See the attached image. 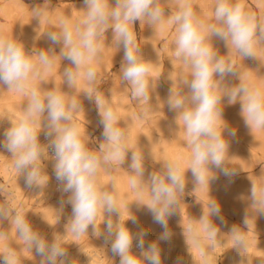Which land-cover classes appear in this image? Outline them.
<instances>
[{
    "label": "clouds",
    "instance_id": "clouds-1",
    "mask_svg": "<svg viewBox=\"0 0 264 264\" xmlns=\"http://www.w3.org/2000/svg\"><path fill=\"white\" fill-rule=\"evenodd\" d=\"M83 3L84 16L74 26L62 20L58 31L45 33L52 45H62L59 54L51 47L29 52L22 42L0 37V85L28 94L23 115L15 122L10 121L0 147L11 153L15 170L24 177L29 188L42 187L45 178L47 185L49 176L41 164L48 158V148L53 149V171L60 184L59 190L62 194L68 193L67 200H61V204H69L72 210L66 232L70 230L75 237H80L87 234L91 226L94 236L103 235L106 244L110 243L112 254L120 258L119 264H162L159 242H167L172 237L168 217L173 215L180 203L179 198L184 194L185 170L180 160H169L163 162L160 171L149 173L145 179L143 153L128 147L127 133L118 126L116 113L94 87L97 73L93 61L99 57L100 41L111 29L116 48L123 46L122 82L130 87L133 99L146 103L151 98L150 65L136 44L134 24L144 20L153 26L166 18L167 23L174 26L175 57L189 69L188 77L181 80L188 91L174 95L171 89L167 104L177 113L176 123L178 119L183 123L186 146L190 150L188 168L194 182L197 187L205 184L208 187L210 180L218 178L209 175L211 167L219 169L228 178L237 174L235 169L224 166L229 147L225 132L229 137H235L236 129L229 128L223 119L222 100L226 98L228 105L240 103V114L251 131L253 128L264 129V90L250 86L240 72L237 85L229 87L223 83L227 75L236 76L238 69L233 62L218 54L212 37L223 40L228 49L231 45L242 58L256 57L254 46L264 45V23L258 22L254 15L246 13L242 5L233 0H215V22L207 24L195 14L191 0H177L176 12L168 16H165L160 0H115L114 5L110 0H83ZM33 12L34 17L40 20L41 8H35ZM57 55L71 62V66L62 73L63 81L73 88L77 80L83 78L89 85L83 93L87 99H94L97 105L103 142L95 152L85 143L78 124L74 122L75 113L83 110L79 97L53 89L43 93L35 88L29 90V81L39 76L42 70H50ZM218 89L223 90L222 95ZM45 120V135L51 139L47 145H42L38 137ZM129 150L131 184L138 194L147 189L150 200L149 203L137 202L146 205L153 223L162 228L156 241L148 243L147 247L145 238L148 230L140 227L134 233L126 226V220L137 224V218L129 215L128 219L121 221L115 183L111 190H106L97 181L101 167L110 168L115 163L122 165ZM250 193L249 207L254 214L264 215V189L258 198L253 183ZM101 213L103 220L97 224ZM220 213V204L209 199L207 213L204 209L199 222L209 239L218 237V229L210 218L216 217L223 222ZM113 214L118 217L115 221ZM248 219L246 214L243 222L247 227ZM4 220L15 227L27 250L31 253L34 250L41 258L40 264H73L62 243L63 235L55 234L49 241L33 228L26 214L10 208L6 202L0 203V222ZM101 225H104L103 230ZM188 231L193 229L190 227ZM231 235L236 246L245 248V241L235 227ZM7 236V232L0 231V238ZM194 239L199 245L198 236ZM134 241L140 250L139 255L132 251ZM0 264H17V251L5 249L0 253Z\"/></svg>",
    "mask_w": 264,
    "mask_h": 264
},
{
    "label": "rangeland",
    "instance_id": "rangeland-1",
    "mask_svg": "<svg viewBox=\"0 0 264 264\" xmlns=\"http://www.w3.org/2000/svg\"><path fill=\"white\" fill-rule=\"evenodd\" d=\"M4 1L7 2V4H5ZM233 2H239L246 13L254 15L257 18L258 22L264 23V0H233ZM110 3L114 5L115 0H110ZM191 3L195 14L206 24L215 22L214 20L215 0H191ZM160 6L164 8L165 16H168L171 13L174 14L177 10V0H160ZM38 7H40L42 11L40 20L34 17V12H33V10ZM84 8L85 5L83 3V0H0V37L10 40L16 39L22 42L25 45L26 51L31 52L33 49L36 48L37 50H39L42 48V47L41 48L37 47V45L39 44L38 43L39 40L43 41L42 39L46 37L45 33L47 32V29L53 26L56 19L66 20L69 23V25L74 26L84 16V11H83ZM129 27L132 28L131 25H129ZM148 29L150 31L153 30L154 32L155 37H153V40L155 41H152V43L156 47V50L159 54L158 59L161 62V66H163L162 68L164 69L165 65L166 66L169 64L171 65V61L169 60L166 49L167 48H172L173 50L175 49V37H176L175 28L174 26L169 25L167 23L166 18L162 23L153 25L152 28L151 25H148L144 20H141V22L136 21L134 24L133 31L136 37V44H138L140 48H144L146 46L145 42L142 41H143V35L145 34L146 30L147 32H150ZM212 43L213 46L218 50V54L222 55L226 61L233 62L236 68L238 69L236 76L229 74L225 77V80L223 82L224 84H226L229 87L237 85L239 83L237 77L240 72L241 77L250 86L259 87L261 90H264V71H263L264 45L256 44L254 46L253 51L256 57L242 58L235 51V49L231 47V45H229V49H228L225 45V42L219 39L218 37L213 36ZM50 47L54 49L56 54H59L62 45H52L51 42L47 39L46 44L42 49H48ZM147 47L149 48L148 44L145 47V50L147 49ZM146 51L150 53L148 49ZM123 55H124L123 46L121 45L117 49L115 46V41H113L112 30L111 29L107 30V32L105 33V37L102 38V40L100 41L99 57L97 59H94L93 61V67L95 68L97 73V78L94 87L98 88L99 95L102 96L104 92L103 97H106L107 100H109L107 92L111 93V90L114 92L111 94L116 95L118 99L116 97L114 99L113 98L114 95H113L112 97H110L112 100L110 99L109 100L110 102L108 101V103L111 104L112 103L111 101L115 102V104L114 103L111 104V107L113 108L116 115L119 116V119L122 115L124 116V118L129 119L130 117L132 119H137L140 122L141 126H145L146 128H149V130L152 131L156 136L158 137L161 136L164 140L162 138L161 139L163 141H166V139H168L167 137H169L170 135V132L167 131V133L164 132V134L163 132L162 133L158 132V128L156 127L155 122H157L159 119H163V120L165 119L164 121L167 122L168 128L170 127L169 130L184 129L182 121L178 119L176 123V117H177L176 111L170 110L168 107L166 100H168L171 90L170 89L168 90V97L166 96L167 95L166 94L167 91H166L164 96L159 97V99L156 98L158 100L154 99L153 102L150 101L152 102L150 103L151 105L149 104V101L145 103L133 99L131 97L130 87L127 86L126 82H122L120 75L121 64L123 62ZM69 66H71L70 61L66 59H61V57H59L58 55L55 56L53 66L50 70L48 71L42 70L39 76H36L35 78H32L29 81V85H30L29 90L31 88L36 89L37 87L45 86L48 87L47 90L53 89L56 91L64 92L70 96L73 95L77 98L79 97L82 103L83 110H80L79 112L75 113L74 117L76 119L80 118L79 119L80 121L86 123V128L88 126L87 128L88 140L86 144L88 145L90 150L95 152L99 150V144L103 139L102 137L103 128L102 125L100 124L101 118L98 114V108L97 105L95 104L94 99L93 100L87 99L85 94L83 93V91L88 90L89 87V85L83 78L78 79L75 85L73 86V88L69 87L66 81H63L62 73L64 69ZM261 66L263 70L261 69ZM181 67L182 69L187 68L185 65L183 66V64L180 65V67H177V70L176 67H174V65L173 66L171 65L170 68L171 70H173L175 74H178L177 76H179L182 73H184ZM187 69L185 71L189 72V70ZM41 88L37 90H41ZM172 91L174 95L178 93V92L176 93L174 89H172ZM222 94L223 92H221V95ZM19 96L20 97H17L16 99L15 98H9V99L12 100L14 104L16 102L17 107L19 105L18 107L19 112H21V115H23V109L27 106L28 94L19 92ZM6 101L8 100L4 98L3 95H0V120L2 119L1 124L3 123V125L6 126L5 129H2V125L0 124V141L4 140L3 133L8 127H10V121H11V120L8 121V119L6 120V117L2 115V105ZM118 103H120V105ZM222 105H223L224 121L228 124L229 128L236 129V136H235L236 138L228 137L227 132H225L226 141L229 142V146L232 144L231 147H228L227 151L229 153L231 152V154L233 155L231 156L230 154L229 155L226 154L227 158L228 156H230L229 159L231 160H228L225 155L224 166L230 169H235L237 174L234 177L228 178L225 177L219 169L210 166L211 173H209V175L218 177L217 178L218 180L216 181V179H213L212 180L213 182L215 180L217 183L218 182L231 183L234 185L239 184L242 185L243 187L242 195L240 198L241 201L243 202V206L245 204L246 210L248 209V212L250 213L251 222L248 224V226L252 229L248 236H245L241 232H237L240 236L243 237L245 241V248H243L242 246H236V242L231 235V229H229L228 227L235 225V220L237 218L238 219L240 218L237 216L236 213L230 211L229 209L231 203L237 200L232 196L225 197V199L221 203V208L225 211L224 214L220 213V215L222 214L221 216L223 217V222H221V220L216 217L210 218L213 225L218 229V237L216 240L209 239L207 233L202 231L201 229L199 231L189 232L188 229L190 227L192 228L193 224H195L196 222L194 223L191 220L192 212L190 210L189 211L184 210L180 206H177L175 208L173 215L168 217V222L170 223L169 227L171 229H175V230L177 229L178 232L175 231L174 232L181 234L185 239L190 240L189 238H191V236L194 237L198 236L202 239L203 238L207 239L208 242H212L211 243L212 245L213 243L216 244L218 242L217 240L223 237L225 243L222 244L224 247L221 246V248H226L228 249V251L249 256L247 260H244L245 261L244 263H240L238 259L230 261L224 258V253L222 251L217 250L215 248L214 250L216 251L215 252L216 254L210 257L205 253V251L207 252L210 251V249L207 248L206 246L209 243H206V245L204 244L203 246H206L204 248L207 249H203L201 247L200 248L201 251L197 250L196 252L197 257L196 258L194 257V261H191V263L189 262V264H264V215L254 214L253 210L249 207L250 204L249 197L251 194L250 190L252 184L254 183L256 185L258 198L260 197L261 190L264 189V147H263L264 129L253 128L251 131L250 128L245 126L244 120L240 114L241 105L239 102H237L234 105H228L227 99L225 98L222 100ZM149 106H151L152 108H150ZM76 114L79 116H77ZM19 116L17 114H14V118L11 122H15V120L17 121L19 119ZM229 120L232 121L229 122ZM236 120L237 122L238 121L239 122L237 123ZM232 122H234V124ZM45 123L46 120L42 121V130L39 133V136L40 134L45 133L47 131V129L43 127ZM177 125H179V127ZM220 126L221 127L223 126L222 122ZM253 133L255 134L256 137L254 136ZM247 135L248 137H246ZM255 140H257L258 144L255 142ZM232 146H236V147H232ZM236 155H239V158L238 157L236 158L235 157ZM233 157H235L236 160ZM188 159L190 163V157ZM237 159L239 160L237 161ZM42 162L43 164H41V166L42 167L44 166V169L51 171V174L55 178L53 167H51L50 163L47 162V159H43ZM127 162L129 164L131 162V150H129L125 158V162L122 165L115 163L110 168H106V167L100 168L101 171L105 173L107 172L105 176L110 174L111 172H112L111 173L112 176H115V174L118 173V176L120 177L118 176L117 177L120 178V180L122 179L121 180V183L123 185L122 189L124 188V190L121 189V192L123 193L124 191L123 193L124 197L122 198L117 197V200L119 202L118 204L119 209L120 207H122V211H120L121 213L126 207L123 204H126L127 206L131 204L128 207V210L132 208L131 210L133 211L134 209L136 210V206L139 207L142 206L143 208L146 206V205H139L137 202L138 200L143 203L150 202L147 189H145L143 194H138L133 188L131 184V179H132V176L130 174L131 169L129 168V164ZM1 163L4 164L3 169L1 168L0 165V202L1 203L6 202L10 208L14 210H19L23 214H26V217L29 220V222L32 224L33 228L41 232L49 241L52 240L55 234L63 235L61 237V240L62 243L65 244L66 249H68L69 247L73 248L75 246H79L81 248L80 252L82 255H88V253H92L93 252L92 249L94 248L99 249L101 247H105L108 250V259L113 260L114 261L113 264H119L120 258L112 254L110 250V243L106 244L103 235L94 236L92 234L91 226L89 227L87 234L77 237L75 241L71 240L69 235L66 234L65 231L61 229H56V227L60 224H63V226H67L69 219L71 217L70 209H68V207L70 206L69 204L65 203L64 206L67 212H63V211L58 212L59 217L57 219L60 220V222L53 225V227L44 224L45 222H42L43 224L35 222L36 217L34 216V211L37 208L36 206L45 205L47 200L51 198L53 199L56 196L55 193L50 195V197L49 195L46 196L48 194V190L46 188V178L45 181L42 183V187L33 186L29 188L25 185V181L19 188L12 186L11 182L13 178L17 177L19 173L14 168V160L12 159L11 153L8 152L3 147H0V164ZM155 170L160 171L161 169L155 168ZM194 184H195L194 179H192L191 181H189L187 186H193ZM194 196L195 195L193 193L189 192V188L188 190L185 189L183 196L180 197L181 199L179 198L180 203L183 204L182 203L183 200H185L184 202L187 201L193 202V199L195 200ZM125 201L129 203H126ZM144 209H146L145 211H148L146 207ZM128 210L126 209L125 210L126 212L124 211V213L121 214L122 222L124 220L123 215L128 214L127 213ZM146 213L150 215V212L148 211L144 213V217L150 218L149 216L148 217L145 216L148 215ZM114 216L116 217V214ZM114 216L112 217L113 219ZM116 219H118V217H116ZM198 225L203 228V225L201 223H199ZM157 228L162 229L160 225ZM101 229L103 230V227H101ZM0 231L8 233V236L6 238H0V243H1L0 245H5V247L7 248L15 249L17 251V255L22 254V259L20 261L17 260L18 262L17 264H40L41 258L35 254L34 250L32 253L28 251L27 248L24 246V242L20 240L18 236L14 238L15 244L17 243L16 245L11 246L10 244L6 243L9 239V235L11 231V225L8 220H4L3 222H0ZM131 231L134 233L136 232L135 230H131ZM243 231H245V229ZM256 240H258L257 241L258 243H256ZM100 241L103 242L104 244L103 246L100 244ZM188 244L189 245L187 246V248L189 247L190 249L191 248L190 246L192 245L194 246L196 243L194 244L193 242L192 244L191 242ZM218 245L220 244L218 243ZM134 246L135 245H133V247ZM194 247H196V245ZM196 248L198 249V246ZM198 251L204 253L201 254L198 253ZM0 253H2L1 250ZM100 254L103 255L102 252H100ZM162 264H166V263L163 261Z\"/></svg>",
    "mask_w": 264,
    "mask_h": 264
},
{
    "label": "bare ground",
    "instance_id": "bare-ground-1",
    "mask_svg": "<svg viewBox=\"0 0 264 264\" xmlns=\"http://www.w3.org/2000/svg\"><path fill=\"white\" fill-rule=\"evenodd\" d=\"M5 4H7V2H5ZM62 20L63 19H56L53 26H51L49 29H47V32L48 31H56V30L58 31L60 28V24H61ZM151 28H152V26H151ZM153 37H155L153 30L150 32H147V30H146L145 34L143 35V41L142 42H145L146 46L148 44L149 48L147 47V49H148V51H150V53L146 51L147 49L145 50L146 46L144 48H140L141 53L144 56V59L148 60V63L150 65V73H149V80H150L149 92H150V97H151L150 101L153 102L154 99H156V98L159 99V97L164 96L166 91H167L166 96L168 97V90L169 89L170 90L174 89L176 93L178 92L179 94L183 95L184 94L183 91L184 92L188 91V88L186 86L184 87V85L181 83V80L187 78L189 75V72L185 71L187 68L183 67L184 69H182V67H181V69H182V71H184V73L177 76L178 74H175L173 72V70H171L170 67H171V65L172 66L174 65V67H176V70H177V67H180V65H182L183 63L181 60H179L175 57V52L172 48H167L166 52L168 54L169 60L171 61V65L170 64L167 66L165 65V67L163 69L162 68L163 66H161V62L158 59L159 54L156 50L155 45L152 43V41H155V40H153ZM45 39L47 40V36L44 39H42L43 41L39 40V42H38L39 44L37 43L39 45V46L37 45L38 48L39 47L44 48V46L46 44ZM148 42L152 43V44H149ZM36 50H37V48H36ZM162 69H163V71H162ZM261 69H262V66H261ZM263 69H264V65H263ZM160 70H161V72H160ZM178 70H179V68H178ZM187 70H189V69H187ZM176 72H178V71H176ZM179 73H181V72H179ZM41 87H43V86H41ZM41 87H37L36 89H40ZM47 89H48V87L44 86L39 91L40 92L42 91V93H43ZM218 92H219V94H221V92H223V91H222V89H218ZM107 93L106 94L108 95L109 100H110L111 99L110 97H112L114 95L111 93H114V92L111 90V93L110 92H107ZM109 93H110V95H109ZM103 94H104V92H103ZM103 94H102V96L101 95L100 96L103 97ZM0 95H3V97L8 100L2 105V115L6 117V120L8 119V121L9 120L12 121L14 118V114H17L18 116L21 115V112H19V108H18L19 105L17 107L16 106L17 103L15 102V104H14L12 102V100L9 99V98H15L16 99L17 97H20L18 91H16V90L11 91V90H8L6 85H0ZM115 97H116V95H114L113 98L115 99ZM103 98L105 100L106 97H103ZM158 99H156V100H158ZM109 100H107V98H106L105 101L108 103ZM150 101H149V104L152 103ZM111 102L115 104V102H113V101H111ZM118 104L120 105V103H118ZM149 107L152 108L151 106H149ZM21 116H19V118ZM77 116H79V115H77ZM117 117H118V126L121 127L123 130H125V132L127 133L126 143H127L128 147L132 150L137 151L138 153H143V155L145 157V160H144L145 178H147L149 173L153 172L155 170V168L161 169L163 162H166L169 160H180L181 161V167L183 170H185V173H184V175H185V189L188 190V188H189V192H191L195 195L194 196L195 200L193 199V202H189V201L184 202L185 200H183V202H182L183 204L180 203V205H178V206H180L184 210H188V211L190 210L192 212L191 220L194 223L196 222L192 226L193 231H199L200 229L202 231H204V227L202 228L198 224H199L202 216L204 215V209H205V213L207 211V204H208L209 199H215L220 204V207H221V203L223 202L225 197L232 196V197L236 198L237 200L234 201L233 203H231L229 209H230V211L236 213L237 216L240 218L239 219L237 218L235 220V225L228 226V227L231 230L235 227L237 229V232H241L245 236L249 235V233L251 232L252 229L249 226L248 227L245 226L243 221H244L246 214L249 217L248 224L251 222L250 221L251 219H250V213L248 212V209L246 210L245 204L243 206V202L241 201V198H240L242 195V191H243L242 185H239V184L234 185L231 183H219V182L217 183L216 181L218 179H216V181L214 180V182L211 180L213 183L210 181L208 187L206 184L201 185L200 187H197L196 184H194L193 186H187L189 181H191L194 178H193L191 170L188 168V167H190L189 166L190 163L188 161L189 160L188 158L190 157V150L186 146L187 137L185 135L184 129H174V130L171 129V130H169L170 127L168 128L167 122L164 121L165 119L164 120L159 119L158 121L156 120L157 122H155V125L158 128L159 133L163 132V134H164V132H166V133H167V131L170 132V135L168 133V135H169V137H167L168 139H166V141H163L164 139L161 136L158 137L152 131H150L149 128H146L145 126H141L140 122L137 119H132L130 117H129V119L124 118L123 115L120 117V119H119V116H117ZM79 119H76L74 117V122L78 124V126L81 130L82 138L84 139L85 143H87V140H88L87 128H88V126L86 128V123L80 121ZM1 120H0V124L2 122ZM82 120H84V119H82ZM231 121L229 120V122H231ZM5 122H7V121H5ZM236 122H237V120H236ZM232 123L234 124V122H232ZM1 125H2V129L6 128V126L3 125V123ZM229 125H231V124H229ZM177 126L179 127V125H177ZM180 126H182V125H180ZM159 135H161V134H159ZM254 136H255V134H254ZM246 137H248V135ZM234 138H236V137H234ZM50 139H51V137L46 136L45 133H42L39 136V142L42 145H47ZM102 142H103V139H102L101 143ZM255 142L257 143V140H255ZM231 145L229 147H231ZM261 145H263V144H261ZM232 147H236V146H232ZM234 152H236V151H234ZM238 153H239V151H238ZM53 154H54L53 149L49 147L47 150V155H48L47 162L50 163L51 167H53V163H54V160L52 159ZM226 154H228V155L230 154L231 156L233 155V154H231V152L229 153L228 151ZM235 157L239 158V155H236ZM235 157H233V158H235ZM226 158H227V155H226ZM229 158H230V156H228L227 159L231 160ZM236 158H235V160H236ZM238 160L239 159H237V161ZM3 163L0 164L2 169H3V165H4ZM44 171L49 176V181L46 185V188L48 190V194L46 196L49 195V197H50V195H52L54 193L56 196L53 199L51 198V199L47 200L45 205L36 206L37 208L34 211V216L36 217L35 222H38V223L45 222L44 224H47L48 226L53 227V225L60 222V220L57 219L59 217L58 212L59 211L67 212L65 207H64L65 203L62 205L61 200L65 201L67 199L68 193L62 194L61 191L59 190L60 184L53 177V175L51 174V171H49L47 169H44ZM155 171H157V170H155ZM105 174H107V172L105 173V172L101 171V169H99L98 177H97V181H98L99 186L106 189V190H111L113 183H115V195H116V197H119V198L124 197L123 196L124 191H123V193L121 192V189L123 186L121 183L122 179L120 180V178H118V177H120V176H118V173L115 174V176H112V174L111 175L108 174L105 176ZM23 182H24V177L22 175H20V176L18 175L17 177L13 178L11 185L16 187V188H19L23 184ZM122 190H124V188ZM119 200H121V199H119ZM126 203H129V202H126ZM117 204H119L118 200H117ZM123 205L126 207L121 214H123L126 209L128 210V207L131 204H129L128 206L126 204H123ZM144 208L142 206H140V207L136 206V210L135 209L133 210L134 212L131 210L132 208H130V210L127 211L128 214L125 213L126 215H123V217H124V220L128 219L129 215L135 216L137 218V220H138L137 224H133L130 219L126 220V226L130 230H135L137 232L140 227L148 230V236L145 238V240H146L145 246L147 247L148 243L156 241V239L159 236V234L161 233L162 229L157 228L159 225L157 224V226H156V224L153 223L152 216H150L151 214L149 215L148 213H146L148 215H145L147 217L149 216L150 218L144 217V213L148 212V211H145L146 209H144ZM68 209H70V212L72 211L71 206H69ZM120 211H122V207H120ZM221 213L222 214L225 213V211L222 208H221ZM116 217L114 216V221L116 220ZM102 220H103V214L101 213L97 218V224H99ZM169 224L170 223L168 222V225ZM101 227L104 228V225H102ZM66 228H67V226H63V224H60L56 227V229H61V230L65 231V233L69 235L70 239L75 241V239L77 237H75L71 233L70 230H68L66 232ZM241 229H243V230L245 229V231H243ZM170 230H171V232H173L171 239L167 242H163V241L159 242L160 248H161V260H162V262L164 261L166 264H187V263L189 264V262L191 263V261H194V257L195 258L197 257L196 252H197V250H200L201 247L203 249H207V248L210 249V251L208 249L209 252L205 251L206 255H209L210 257L212 255L216 254L215 253L216 251L214 250L216 248L217 250H220L224 253L225 259H228L230 261L238 259V261L240 263H244L245 262L244 260H247L249 258L248 255L238 254L236 252L228 251V249H226V248H221V246H223L222 244L225 243L223 237L219 238L217 240L218 242L216 244L213 243V245L215 244V246L213 248L212 244H211L212 242H208V240L205 238L202 239V238L198 237L200 240V243L198 245L196 243V240L194 239V236H191V238H189L190 240H192V241H190L188 239H185L181 234L175 233V232H178L177 229L175 230V229L170 228ZM16 237H17L16 229L14 226H11L9 239L6 243L10 244L11 246L16 245L17 243L15 244V241H14V238H16ZM257 241L258 240H256V243H258ZM191 242H192V244H193V242H194V244L196 243L195 245H196V247L198 246V249L196 247H194L195 245L193 246L192 244H191L192 246H190V247L191 248L194 247V248H192V249L191 248L189 249V247L187 248V246L189 245L188 243H191ZM206 243H209V244L206 245ZM218 243L220 245H218ZM18 244H20V243H18ZM100 244L102 246L104 245L103 242H101V241H100ZM204 244L207 246V248H204V247H206V246H203ZM133 245H135V246L132 248V251L135 254L139 255L140 250L136 247L135 242H133ZM6 248L7 247H5V245H0L1 252H3ZM80 249L81 248L79 246H75L73 248L69 247L67 249L69 259L71 261H73V264H113L114 263L113 260L108 259V250L105 247H101L99 249L94 248V249H92V251H93L92 253L87 252L88 255H82L80 252ZM194 249H196V250H194ZM100 252H102L103 255L100 254ZM217 252H219V251H217ZM198 253H201V252L198 251ZM203 253L204 252H202L201 254H203ZM209 256H207V257H209ZM21 259H22V254L17 255V260L20 261Z\"/></svg>",
    "mask_w": 264,
    "mask_h": 264
}]
</instances>
